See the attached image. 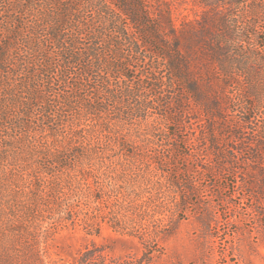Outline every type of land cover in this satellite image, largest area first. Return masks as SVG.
Returning <instances> with one entry per match:
<instances>
[{"label":"trees","instance_id":"1","mask_svg":"<svg viewBox=\"0 0 264 264\" xmlns=\"http://www.w3.org/2000/svg\"><path fill=\"white\" fill-rule=\"evenodd\" d=\"M197 1L202 17L176 27L162 1L0 0V264H151L154 239L169 225L141 228L144 251L135 262L94 243L75 253L52 244L68 227L100 233L83 209L46 201L52 182L42 187L44 177L75 174L78 161H111L108 146L92 141L100 124L109 131L152 117L172 124L164 144L142 150V159L121 139L117 156L130 166L137 159L159 186L167 174L177 190L168 209L179 218L192 193L202 197L193 172L178 166L194 157L198 140L221 179H231V192L264 196V0ZM193 107L201 119L191 139L183 122ZM24 172L30 197L5 201L4 179ZM117 223L109 227L124 229Z\"/></svg>","mask_w":264,"mask_h":264},{"label":"rangeland","instance_id":"2","mask_svg":"<svg viewBox=\"0 0 264 264\" xmlns=\"http://www.w3.org/2000/svg\"><path fill=\"white\" fill-rule=\"evenodd\" d=\"M149 1L167 3L176 27L185 18L200 19L206 11L197 0ZM212 16L208 13L207 17L214 18ZM190 113L183 124L184 134L192 139L199 135L201 117L197 108L193 107ZM118 126L109 131L100 124V128L95 127L97 134L92 138L94 143L97 141L104 148L108 146L106 153L111 161L99 157L90 162L78 161L74 164L75 174L63 173L50 180L44 177L42 187L47 181L52 182L47 186L50 200L47 202L58 206L64 198V203L73 204L76 212L83 209L86 218L100 226L99 235H87L79 226L63 229L54 235L53 246L75 253L84 245L94 243L120 262H135L144 251L136 237L141 228L159 232L169 225L172 230L167 235L161 233L154 239L159 252L154 254L151 264H264V196L254 201L239 194L240 189L231 192L228 187L231 179H221L223 172L216 165L212 151L206 150L198 140L194 157L179 161L178 166L193 172L194 180L201 184L198 189L202 197L192 193L189 203L193 205L179 218L175 209L170 212L168 209L169 202L176 203L173 193L177 190L168 185L167 174L162 176L159 186L146 168L143 167L144 172L137 169V159H142L144 154L142 150L151 151L164 144L172 124L152 117ZM118 139H121L120 146L137 158L131 160L133 166L122 154L117 156L121 149ZM202 163L207 167L202 169ZM25 176L24 172L22 177L4 179L5 201H27L32 191L24 182ZM83 215L78 214V217L83 218ZM115 222H120L118 226L124 229L118 228V232L111 229L109 226Z\"/></svg>","mask_w":264,"mask_h":264}]
</instances>
